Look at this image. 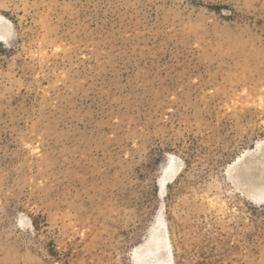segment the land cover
<instances>
[{
	"label": "rangeland",
	"instance_id": "obj_1",
	"mask_svg": "<svg viewBox=\"0 0 264 264\" xmlns=\"http://www.w3.org/2000/svg\"><path fill=\"white\" fill-rule=\"evenodd\" d=\"M0 15V264H139L160 212L174 264H264V203L237 187L264 189L244 170L264 142V0Z\"/></svg>",
	"mask_w": 264,
	"mask_h": 264
},
{
	"label": "bare ground",
	"instance_id": "obj_2",
	"mask_svg": "<svg viewBox=\"0 0 264 264\" xmlns=\"http://www.w3.org/2000/svg\"><path fill=\"white\" fill-rule=\"evenodd\" d=\"M5 18L0 15V43L5 47H12L16 43V37L11 33V22H1V19ZM14 32V31H13ZM15 34V33H14ZM264 142H257L258 151L253 156L246 158L244 170H253L250 174L251 178L256 182L261 183L264 181ZM173 158L172 155L169 157ZM257 165L259 166L257 168ZM169 165H166L167 168ZM172 166V165H171ZM170 170V171H169ZM165 174H161L157 186L159 188V194L163 195L166 189V184L169 183L175 176L177 170L169 169ZM240 177V176H239ZM234 181V180H233ZM239 182H241L238 179ZM235 182V181H234ZM236 183V182H235ZM237 187L244 193V195L252 202L259 204L264 203V189L256 192L255 190L244 189L237 183ZM256 193V194H255ZM156 222L159 225V232L155 235L153 242L146 247L141 253L142 262L139 264H174L173 252L171 249V243L166 227V220L160 212L156 217Z\"/></svg>",
	"mask_w": 264,
	"mask_h": 264
}]
</instances>
